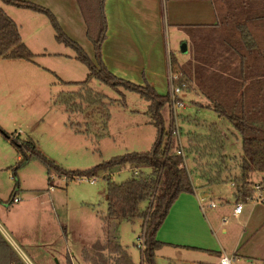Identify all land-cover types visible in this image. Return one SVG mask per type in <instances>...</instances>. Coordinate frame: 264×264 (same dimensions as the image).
<instances>
[{"label":"rangeland","instance_id":"1","mask_svg":"<svg viewBox=\"0 0 264 264\" xmlns=\"http://www.w3.org/2000/svg\"><path fill=\"white\" fill-rule=\"evenodd\" d=\"M0 7L22 24L21 28L18 26L21 40L34 54L30 61L0 59V92L7 94V101L14 110L13 115H0V121L9 127V131L16 128L24 136L15 138L29 136L42 154L67 171L85 170L126 152L150 150L156 127L147 123L151 119L147 113L148 102L134 91L120 85L114 90L98 79H92L89 85L104 94L109 102L107 131L104 136L95 137L100 125L91 122L89 125L95 131L89 135L81 133L87 120L79 114L69 117L59 104L58 96L77 89V86L61 81H83L88 73L87 66L75 57L71 47L55 40L54 28L44 14L2 1ZM165 39L167 49L175 59L178 57L182 62L189 57L188 50L182 51L188 45L184 34H176L168 28ZM174 87L177 84L170 82L166 84L165 92H157L171 95ZM193 92L190 88H180L177 93L184 106L175 107L177 116L172 126H175L176 134L171 133L173 150H182L183 165L190 173V180L199 178V172L194 171L195 164L188 159L192 156H187L185 151L186 134L206 133L208 126L215 124L226 134L224 154L229 160L225 175L229 178L238 175L242 153L240 134L226 118L220 117L212 108L203 107L206 100ZM172 110V106L162 110L166 128L170 127ZM19 163L14 146L0 137V233L20 261L38 264V260L47 257L50 264H62V260L64 264L68 261L72 264V254L80 258L75 246L89 247L93 241H103L107 238L106 230L110 235L114 234V226L109 224L107 228L103 219L107 183L103 173L66 178L55 172L48 175L46 166L35 157L25 164ZM258 173L255 171L252 175L253 181L249 179V188L264 192V178L258 181ZM137 174L138 170L133 172L123 168L113 172L110 179L120 183ZM91 179H94L92 183ZM14 188L20 201L11 203L10 194ZM148 204L149 200L142 201L140 210H145ZM142 221V217L122 220L115 232L121 246L136 264H148L146 259H141L137 247ZM161 247L154 251L155 264H180L169 260L167 251ZM89 250V255L94 254L91 248ZM81 257L83 262L79 259L74 264H89V260ZM96 258L98 264H103L101 257Z\"/></svg>","mask_w":264,"mask_h":264},{"label":"trees","instance_id":"2","mask_svg":"<svg viewBox=\"0 0 264 264\" xmlns=\"http://www.w3.org/2000/svg\"><path fill=\"white\" fill-rule=\"evenodd\" d=\"M0 1L44 14L54 28L55 40L71 47L75 57L87 66L88 73L83 81H61L62 84L75 85L77 89L58 96L59 104L69 117L79 114L87 120L88 124L80 130L81 133L89 135L95 131L89 125L91 122L100 125L95 137H102L107 131L109 102H106L104 94L90 87L92 79H98L114 90L120 85L148 102L147 113L156 127L150 150L126 152L85 170L67 171L42 154L29 136L19 139L13 133L8 134L1 129L0 132L16 149L19 164L35 157L46 166L48 175L55 172L57 176L66 178L103 173L107 179L106 227L112 218L120 222L142 217L141 228L145 229L143 255L148 264H155L154 251L163 245L156 240L158 228L177 196L182 192H193L190 173L183 165V158L176 152L178 148L173 150L172 122L166 128L162 115L163 108L172 106L170 95L159 94L149 84L141 85L118 78L105 67L101 57L102 42L106 37L105 0H77L86 23L87 38L93 45V59L64 34L47 8L26 0ZM212 2L217 14L216 23L185 26L189 57L179 62L171 55L170 62L172 71L178 75L174 83L181 89L190 88L202 95L209 106L220 117L226 118L240 134L242 153L238 161L239 174L230 179L236 196L246 200L255 193L249 188L250 174L256 171L264 175V0ZM33 56L21 40L16 22L0 7V58L30 61ZM225 135L215 124L209 125L206 133L195 131L186 134V154L192 156L193 169L199 172V178L208 184L224 179L223 173L228 170L229 159L224 154ZM123 168L133 172L138 168L150 170H140L139 174L120 183L110 179L113 172ZM16 192V188L12 189L11 202ZM144 200H149V204L142 211L140 203ZM90 248L94 254L89 255L90 250L86 249L82 252L90 264H98L96 256L101 257L103 264H136L125 248L109 238L95 241ZM18 261L20 259L0 233V264Z\"/></svg>","mask_w":264,"mask_h":264},{"label":"crops","instance_id":"3","mask_svg":"<svg viewBox=\"0 0 264 264\" xmlns=\"http://www.w3.org/2000/svg\"><path fill=\"white\" fill-rule=\"evenodd\" d=\"M26 1L47 8L64 34L93 59V45L87 38L86 23L77 0ZM104 10L106 37L102 42L101 57L105 67L115 76L141 85L149 84L160 93L165 92L170 73L171 55L167 49L166 30L171 28L176 34H184L187 41L185 26L212 25L217 21L212 0H105ZM11 18L22 27L13 16ZM5 60L12 62L21 59ZM203 105L211 109L207 100ZM13 114L7 94L0 92V115ZM147 123H151L150 120ZM6 126L0 121L1 130L24 137L18 129L9 131ZM0 137L9 144L1 132ZM188 159L192 162L191 157ZM137 170L146 172L150 169ZM225 172L222 176L224 179L213 184L198 177L193 178V192L180 193L170 206L155 235L156 240L163 243L161 248L167 251L169 260L180 264H217L219 257L227 255L232 258V264H264V192L261 198L255 192L250 198L241 200L236 196L230 178L225 179ZM258 174L260 181L264 175ZM252 175L254 172L250 174V180ZM209 202H214L215 206H209ZM238 204L242 205L241 211L234 214L233 210ZM119 223L115 218L110 219L107 226H114V234L108 232L106 236L113 243L121 245L115 233ZM90 247L75 246L80 261L83 250ZM45 258L38 260V264H50ZM70 258L72 264L76 260L79 262L73 254Z\"/></svg>","mask_w":264,"mask_h":264},{"label":"built area","instance_id":"4","mask_svg":"<svg viewBox=\"0 0 264 264\" xmlns=\"http://www.w3.org/2000/svg\"><path fill=\"white\" fill-rule=\"evenodd\" d=\"M169 64H170V73H169V83L170 82H174L177 78H178V75L177 73H174L172 71V67H171V62H170V58H169ZM178 92H180V87H174V89L172 90V93L170 95L171 97V105L173 107V110H172V113L173 116H171V122L172 124H174V119H176V113H175V107L177 106H184L182 100H180L181 98L179 97V95L177 94ZM180 98V99H179ZM173 129H172V134H176V130H175V126L173 125L172 126ZM176 152L178 154H182V150L181 149H176ZM94 181V179H91L90 182L92 183ZM18 192H16L13 197H12V202H18L19 201V197H18ZM258 198H261L262 197V192L259 191L258 194H257ZM209 206L211 207H214L215 206V203L214 202H209L208 204ZM202 208H203V205H202ZM241 208H242V205L241 204H238L236 205V207L234 208V214H237L241 211ZM139 240V243L137 244V247L139 248L140 250V255H141V259L144 260V250H145V229L144 228H141L140 230V234L138 235V238ZM27 264H31L29 261H26ZM217 264H232V258L227 256V255H222L221 257H219V260H218V263Z\"/></svg>","mask_w":264,"mask_h":264},{"label":"water","instance_id":"5","mask_svg":"<svg viewBox=\"0 0 264 264\" xmlns=\"http://www.w3.org/2000/svg\"><path fill=\"white\" fill-rule=\"evenodd\" d=\"M182 51L185 52L186 51V45L182 48ZM13 264H25L22 261H18V262H14Z\"/></svg>","mask_w":264,"mask_h":264}]
</instances>
